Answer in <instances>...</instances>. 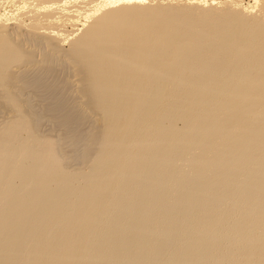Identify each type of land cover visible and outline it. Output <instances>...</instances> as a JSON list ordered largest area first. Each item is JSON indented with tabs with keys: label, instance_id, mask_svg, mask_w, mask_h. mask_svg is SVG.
I'll return each mask as SVG.
<instances>
[{
	"label": "bare ground",
	"instance_id": "6f19581e",
	"mask_svg": "<svg viewBox=\"0 0 264 264\" xmlns=\"http://www.w3.org/2000/svg\"><path fill=\"white\" fill-rule=\"evenodd\" d=\"M0 110V264H264V0H1Z\"/></svg>",
	"mask_w": 264,
	"mask_h": 264
},
{
	"label": "rangeland",
	"instance_id": "374dc122",
	"mask_svg": "<svg viewBox=\"0 0 264 264\" xmlns=\"http://www.w3.org/2000/svg\"><path fill=\"white\" fill-rule=\"evenodd\" d=\"M245 1H249V0H245ZM0 2H1V0H0ZM251 2H253V0H251ZM8 9H9V7H8ZM10 9L12 10L13 8L10 7ZM10 9H9V10H10ZM8 12H9V11H8ZM67 27H68V28L70 27V28H69L70 30L73 29V28H71L72 26L69 25V24L67 25ZM63 28H66V27H63ZM63 28H62V29H63ZM66 44H67V45H66ZM66 44H65V45H66L65 47L67 48V47L69 46V45H68L69 43H66ZM39 50H40V49H39ZM41 50H42V48H41ZM41 50H40V51H41ZM60 57H61L62 59L64 58V56H63V57L60 56ZM69 69H70V68H67V67H66V68H64V71L66 70L65 73H64V71H62V75H63V74L66 75V76L64 75V78H66V77L69 78V76H70V78H71L72 74H69V73H71V70H69ZM66 72H67V73L69 72V73L66 74ZM67 75H68V76H67ZM72 78L75 79L74 76H72ZM72 78H71V80H72ZM73 81H74V80H73ZM72 86H73V87H72ZM69 88H70V89H69ZM73 89H75V86H74L73 84H72L71 86H69L68 88L66 87V89L64 90V92H65L64 94H66V98H65V95L63 96V94H62V96H63L66 100H68V101L70 102V103H69V102L67 101L70 105H72L71 103L75 104V102H74V101H71V100H75V101H76V100L78 99L77 96H76V91H75L74 94H73V91H74ZM69 90H70V91H69ZM72 90H73V91H72ZM68 92H69V93L71 92V94L69 95ZM29 93H30V92H29ZM25 94H27V95H26L27 99H28V97H31L29 100H31V99L33 98L32 102L35 101L34 104H33L32 102H30V101H29V102L31 103V107L33 108V111L36 113V114H35V115H36V122H38V123L40 124V125H39V124L37 123V124H38L37 127L41 126L43 123L45 124V125L43 124L44 127H42L43 125L41 126V127H42L41 129H38V128H37L38 130H42V132H40V131H38V132H40L41 134H43L44 131L47 132L46 134H48V132H50V133L52 132V134L54 133V135L57 133L56 136H58L59 134L62 133V135H59L57 138L59 139V142H60V138L63 137L60 143H62V141H64V144H66V146H65V145H62V144H63V143H62V144H60V148H61V147L63 148V146L68 147V145H69V147H71V145L74 144V146L72 145V147H75V148H72V149H76V150H72V149H71V150H70V149L67 150L68 148H66V151H65V150H60L61 153H62V152H63V153L66 152V153H67V151H68V152H69V151H70V152H72V151L75 152V151H76L75 153L72 152V154L69 152L68 156H66V154H65V155L63 154V155L65 156V160H66V157L69 158V159L72 158V160H73V158H74L73 161L71 160L72 163H73L74 161H76L75 158L79 156V153H80L81 158H83V155H82V154L84 153V150H85V148H86V147L84 148V145L86 146L87 141L84 142L85 144L82 143L81 140H82L84 137L82 138L81 135L84 134V133H87V131H88V130L85 131V129H86L85 127H86V126H85L84 124H87V126H91L90 128H87V129L92 130V129H93L92 125H93L94 123H91V122H93L95 116H94L93 120H92V118H90V117H93V116H90V117L88 116V117H89V118H88L89 121H87L88 119H87V117H86L85 120H86L87 122H86L85 120H83L85 123H84L83 121H81V122H83L84 124H82L81 122H79L80 124H78V125L76 126V128H77V132H78V131L80 132L79 129H82V131H81L80 133L78 132V136H79V134H81V135H80V136H81L80 138H78V136L76 137V135H77L76 133H74V134H75V135H74L72 132L69 133V131L67 132V131H65L63 128H61V131H58V129H59L58 127H62V126L58 125L56 122L54 123V124H55L54 127H55V128H58V129H57V130L55 129V132H53V131H54V128H53V122H51V121H53V119H51L52 117H50V119H48L49 115H48L46 112H43V111H45V110H43V109H44V106L47 105V104L49 103L50 98H51L52 96L49 97V96L47 95V97L49 98V99H48V98L46 97V95H44L45 97H39V98H37L38 94H37V95H35V94H33V93H31V94H29V95H28V93H25ZM67 94H68L70 97H67V96H68ZM72 94H73V96H72ZM24 96H25V95H24ZM39 96H40V95H39ZM36 98H37L38 100L40 99V100H39V103H37V104H36V102H37V101H36V100H37ZM42 98H43V99H44V98H47L48 101H46V100L44 99V101H46L47 104H45V102L42 101ZM67 98H68V99H67ZM71 98H73V99H71ZM76 98H77V99H76ZM35 99H36V100H35ZM41 101L44 102V104H43V103H40ZM76 102H77V101H76ZM39 104H40V105L43 104V105H44L43 108H41L42 106H40ZM70 105H69V106H70ZM34 106H36V107L40 106V107H38V109H37V108H35ZM40 108H41V109H40ZM34 109H35V110H34ZM36 109H37L38 111H40V112H41V110H42V112L45 113V115H44L43 113L40 114V112H38ZM0 112H1V113H0V117H2L1 120H0V122H1L2 119H3V115H2V114H7V115H9L8 113H10V112L7 111V112H4V113H3L2 110H0ZM38 113H39V114H38ZM42 114H43V115H42ZM7 115H5V116L7 117ZM10 115H11V113H10ZM10 115H9V116H10ZM37 115H40V116H38L39 118L37 117ZM41 115H42V116H41ZM46 115H47L48 117H47ZM5 116H4V117H5ZM44 116H45V117H44ZM41 117H43V118L45 119V121H46V120H47V121L49 120V121H48V122L46 121L47 123H46L45 121H43V123H42V120H44V119L41 118ZM37 119H41V121H37ZM90 119H91V120H90ZM54 120H55V119H54ZM50 123H51V124H50ZM88 123H89V124H88ZM49 124H50V125H49ZM90 124H91V125H90ZM51 125H52V126H51ZM83 125H84L85 127H83ZM48 126H49V127H48ZM57 126H58V127H57ZM81 126H82V127H81ZM79 127H80V128H79ZM45 128H46V129H45ZM83 128H84V132H83ZM91 128H92V129H91ZM52 129H53V130H52ZM51 130H52V131H51ZM62 130H63L64 132H62ZM90 130H89V131H90ZM89 131H88V132H89ZM45 132H44V133H45ZM58 132H60V133L58 134ZM50 133H49V134H50ZM63 133H64V134H63ZM66 133H69L70 135L68 134V135H69V136H68V135H66ZM46 134H45V135H46ZM49 134H48V136H49ZM52 134H50V136H51ZM72 134H73V135H72ZM54 135H52V137H56V136H54ZM63 135H66V136H63ZM71 135H72L73 137H76L75 139H76V141H77L78 143L80 142L82 145H83V144H84V145H83V146L80 145V146H81V148H80V146H79V144H77V142L73 143L72 141H75V140H72V139H71ZM67 136H68V137H67ZM64 137H66V138H64ZM57 138H56V139H57ZM67 138H70V139H67ZM79 139H80V141H78ZM65 140H66V141H65ZM85 140H86V139H85ZM70 141H71V145H70ZM82 141H84V140H82ZM66 142H67V143H66ZM68 142H69V143H68ZM76 144L78 145V146H77L78 149H77V147H76ZM61 145H62V146H61ZM63 149H65V148H63ZM79 149H82V153H81V151L79 152ZM74 154H75V155L77 154L78 156H75ZM70 155H71V158L69 157ZM81 158H80V159H81ZM69 159H67V160H69ZM80 159H78V160L81 161ZM78 160H77L76 162H74V163H75V166L77 165V166H80V168L78 167L79 169H83V170L85 169V170H87V169H88V166H89V162H88L89 160H84V162H87V163H84V162H83V159H82V162H80V164L83 163V164H81V165H85V167H83V166L81 167V165L78 164V162H79ZM67 162L69 163V161H66V163H67ZM66 163H65V166H66V168L69 167V170H70L72 167H75V166L73 165L74 163H73L72 165H71V163H69V164L67 163L69 166H68ZM71 166H72V167H71ZM77 166H76L75 168H77ZM70 167H71V168H70ZM67 169H68V168H67ZM72 169H73V168H72ZM72 169H71V170H72Z\"/></svg>",
	"mask_w": 264,
	"mask_h": 264
}]
</instances>
